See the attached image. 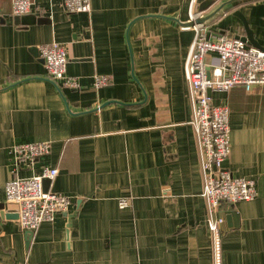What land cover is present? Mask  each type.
<instances>
[{"label": "crops", "instance_id": "crops-1", "mask_svg": "<svg viewBox=\"0 0 264 264\" xmlns=\"http://www.w3.org/2000/svg\"><path fill=\"white\" fill-rule=\"evenodd\" d=\"M61 2L32 0L17 18L0 0V264H212L185 27L191 7L214 34L245 37L243 19L260 48L246 45L264 51V0H90L79 14ZM49 42L66 46L65 74L78 89L46 76L36 46ZM98 75L111 84L93 88ZM210 95L230 114L222 164L256 188L253 201L216 213L225 218L221 264H264V86ZM34 142H49L48 155L19 162L13 147ZM48 167L58 174L46 191L71 204L22 231L4 185Z\"/></svg>", "mask_w": 264, "mask_h": 264}, {"label": "built area", "instance_id": "built-area-1", "mask_svg": "<svg viewBox=\"0 0 264 264\" xmlns=\"http://www.w3.org/2000/svg\"><path fill=\"white\" fill-rule=\"evenodd\" d=\"M32 0H11L10 13L20 18L31 11ZM61 7L69 14L90 13V0H62ZM3 17L0 11V19ZM200 13L189 11L185 28L194 32L185 57L183 78L188 86L198 160L202 175L201 197L207 211V227L211 234L212 264H221L220 227L225 218L216 216L221 205L233 208L240 201H253L255 182L237 178L223 166L230 156L229 112L226 106L212 104L211 93L227 92L242 87L246 92L255 85L264 86V51L246 45L239 37L228 33L214 34L204 23H197ZM38 57L45 66L46 76L62 86L78 89L74 78L66 76V46L49 42L36 46ZM209 54L216 56V64L204 60ZM93 88L111 84L105 75L94 76ZM50 143L34 142L13 147L21 163H34L48 155ZM58 174L56 168H43L31 178L14 177L4 185V204L17 206V221L22 231L33 233L42 223L54 221V216L66 213L70 199L61 194L44 190L43 182H51ZM125 199L119 207L125 208Z\"/></svg>", "mask_w": 264, "mask_h": 264}, {"label": "water", "instance_id": "water-1", "mask_svg": "<svg viewBox=\"0 0 264 264\" xmlns=\"http://www.w3.org/2000/svg\"><path fill=\"white\" fill-rule=\"evenodd\" d=\"M236 15H238L239 17H241L240 14H239L238 12L236 13ZM241 19H242V17H241ZM196 22H197V23H200L201 20H197ZM242 22H243V25H244L245 28H246L247 33H246V36H245V37H240V39H241L243 42H248V43H250V44H252V45H255V46L259 47V45H258L256 42H253L252 36H251L250 32H249L248 29H247V24H245V22L243 21V19H242ZM259 48H260V47H259ZM208 95H210V92H208ZM210 96H211V95H210ZM47 184H49L48 181H44V182H43L44 190H47V186H46ZM2 208H4V205H2ZM15 215L17 216L16 213H15Z\"/></svg>", "mask_w": 264, "mask_h": 264}]
</instances>
